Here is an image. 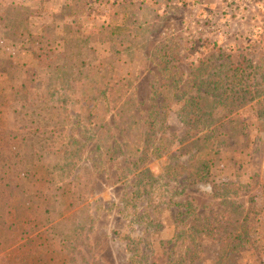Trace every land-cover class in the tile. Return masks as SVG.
Returning a JSON list of instances; mask_svg holds the SVG:
<instances>
[{
	"label": "rangeland",
	"instance_id": "obj_1",
	"mask_svg": "<svg viewBox=\"0 0 264 264\" xmlns=\"http://www.w3.org/2000/svg\"><path fill=\"white\" fill-rule=\"evenodd\" d=\"M114 24L131 27L138 37L139 48L121 54L119 59L106 41V28ZM225 55L231 58L224 59ZM236 62L252 72L250 86L256 97L236 112L217 114L228 131L225 145L213 157L216 161L209 183L186 186L184 176L173 181L162 179L151 189V199L136 195L145 184L140 170L165 177L167 169L186 162L178 150L187 142L176 92L186 90L192 95L195 83L203 80L209 86L222 81L228 66ZM82 66L98 72L100 80L121 79L128 86L137 106L140 130L152 120L157 132L152 138L154 147L160 148L157 156L151 155L138 166H133L136 157L107 164L100 160L95 141L85 138L99 132L98 128L82 127L78 108L68 97L67 74ZM27 78L34 79L32 98L37 92V96L48 95L57 106L62 107V100L66 102V112L59 114L69 116V123L49 142L39 164L46 179L53 172L52 181H25L22 193L48 196L50 203L58 205L70 189L78 199L76 204H87V209L77 213L74 225L58 213L63 207L56 206L58 212L44 216L43 227L51 228L50 237L58 238V250L49 253L46 260L29 258L23 264H66L58 241L70 238V230L80 227L92 246L86 256L104 264H128L127 242L133 238L147 243L148 249L141 245L145 254L152 250L162 255L175 243V235L190 230L193 224L200 228L202 216L228 205L216 198L218 194L225 202L231 198L241 206L249 229L245 233L249 245L227 256L222 264H264V0H0V124L11 122L13 110H19L11 98L12 89ZM232 101L227 97L222 103L231 105ZM112 113L106 114L109 125ZM100 118L95 127L102 125ZM231 118L235 120L229 123ZM71 137L79 141L75 151L81 149L82 157L68 173L62 153ZM82 165L94 169L85 189L81 180L71 185ZM231 184L232 189L228 187ZM170 201L181 206L169 205ZM31 203V207L44 205L40 197ZM189 205L195 214L187 216ZM0 240V259L11 263L17 251L4 249L9 235L0 232ZM198 244L197 264H221L217 244L204 235L199 236ZM189 247L184 242L176 251Z\"/></svg>",
	"mask_w": 264,
	"mask_h": 264
},
{
	"label": "trees",
	"instance_id": "obj_2",
	"mask_svg": "<svg viewBox=\"0 0 264 264\" xmlns=\"http://www.w3.org/2000/svg\"><path fill=\"white\" fill-rule=\"evenodd\" d=\"M106 29V41L116 59L133 48H139L138 37L136 39L131 27L114 24ZM230 58V55L224 56V59ZM75 69L76 72L71 71L70 74L68 72L66 79L69 101L73 107L78 108L77 117L83 128H98L99 132L87 135L85 138H92L95 141L100 160L107 164L122 157H136L133 166H138L147 161L151 155L157 156L160 148L154 147L152 140L157 132L153 128L152 120L145 126V130H140L135 114L137 106L131 94L127 92L128 86L124 85L121 79L100 80L98 72L92 68L82 66ZM222 76L223 82L216 80L209 86L205 85L203 80L197 85L195 83L192 95L186 94V90L176 92L174 98L182 107L180 115L184 124L183 138L187 142L178 150L179 156L186 157V162L174 164L166 170L165 177H154L149 172L147 175L146 170H140L139 175L145 184L136 190V195L151 199V189L162 179L172 180L184 176L186 186L209 183L211 168L216 161L213 157L217 156L220 147L225 145L224 138L228 131V128H222L223 123L219 121L217 114L221 111L236 112L239 107L244 106L243 103L251 102L256 97L250 86L253 80L252 72L243 70L241 63L236 62L228 66L227 72ZM34 87V79L27 78L18 87L12 89L11 98L19 104V110H13L14 117L11 122L0 124V232L9 235L4 249L17 251L11 263L6 261V258H1L0 264H23L29 258H36L39 262L46 260L49 253L58 250L55 243L58 238L50 237L51 228L43 227L45 223H42V218L58 212L56 206L57 209L63 207L58 213L64 214V221L71 219L74 225L77 213H85L87 209V204L82 207H79L80 203L76 204L75 200L78 199L73 198L74 193L70 194V189L62 194V201L58 205L50 203L48 196L30 197L22 193V183L25 181L31 183L40 180L52 181L53 172L49 173V178L46 179L47 175H44L39 164L42 163L49 142L53 141L55 134L64 130L69 123V116L59 114L61 111L66 112V102L62 100L60 101L63 103L62 107L57 106L48 95L37 96V92H33L35 98H32ZM227 97H230L234 103L223 104L222 100ZM111 112H113V123L109 125L106 114ZM235 116L237 117L238 114ZM98 118L103 122L100 127H95L94 122ZM234 120L231 118L229 123ZM77 144H80L79 141L71 137L62 153L68 162L65 167L68 173L77 167L82 157L81 149L75 151ZM78 158L80 159L77 161ZM77 169L78 173L74 176L71 185L74 183L78 185L81 180L85 189L91 182L94 169L85 165ZM174 169L176 172L173 174ZM211 187L214 192L216 186L213 184ZM228 187L232 189L234 185ZM39 197L44 201L42 208H39L41 204L31 207V202ZM216 198L228 205L220 212L202 216L203 224L200 228L193 224L190 230L175 235V243L168 250H164L162 255L154 254L152 250L145 254L141 245H145L148 249L147 243L139 241L138 238L130 239L127 242L130 253L128 264H197L200 261L197 249L200 235L217 244L216 253L222 258L217 259L221 264L230 254L247 247L249 245V239L245 234L249 230L246 227L247 215L231 198L227 202L223 200L225 197L222 194H218ZM169 200L170 198H167V202ZM169 203V205L181 206L173 201ZM186 208L187 216L195 212L190 205ZM87 216L89 219L90 216ZM193 221H197L195 216ZM88 225L90 230L93 220ZM83 229L84 227L70 230L69 233H72L70 238L63 237L58 241L62 249L59 250V254L64 255L65 258L63 263L104 264L101 259L86 256L92 246L88 241V235L83 234ZM184 242L190 247L177 252L176 246L181 247ZM2 244L0 240V245Z\"/></svg>",
	"mask_w": 264,
	"mask_h": 264
}]
</instances>
